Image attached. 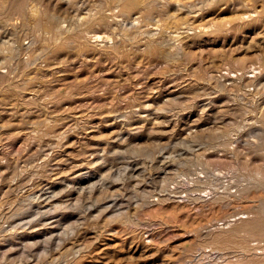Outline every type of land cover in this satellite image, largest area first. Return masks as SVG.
I'll return each instance as SVG.
<instances>
[{
    "label": "rangeland",
    "instance_id": "1",
    "mask_svg": "<svg viewBox=\"0 0 264 264\" xmlns=\"http://www.w3.org/2000/svg\"><path fill=\"white\" fill-rule=\"evenodd\" d=\"M261 205L264 0H0V264H260Z\"/></svg>",
    "mask_w": 264,
    "mask_h": 264
},
{
    "label": "bare ground",
    "instance_id": "2",
    "mask_svg": "<svg viewBox=\"0 0 264 264\" xmlns=\"http://www.w3.org/2000/svg\"><path fill=\"white\" fill-rule=\"evenodd\" d=\"M31 5V4H30ZM37 5V4H36ZM34 6V5H33ZM35 7V6H34ZM37 7V6H36ZM30 8V7H29ZM28 8V9H29ZM32 10H33V7H32ZM37 11V10H36ZM30 12H32L33 13V11H30ZM35 14V13H34ZM31 15V14H30ZM33 15V14H32ZM38 17V16H37ZM17 21V20H16ZM60 32V31H59ZM100 35V34H99ZM150 36V35H149ZM227 151V150H226ZM257 174V173H256ZM258 175V174H257ZM211 194V193H210ZM262 206V205H261ZM263 207V206H262ZM264 208V207H263ZM262 208V209H263ZM262 214H263V217H264V212H262ZM254 223V222H253ZM254 250H256V249H254ZM261 257V256H260ZM260 264H264V260L262 261V263H260Z\"/></svg>",
    "mask_w": 264,
    "mask_h": 264
}]
</instances>
